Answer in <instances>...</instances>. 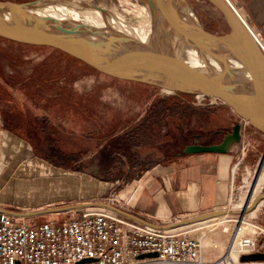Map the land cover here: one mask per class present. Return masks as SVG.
<instances>
[{
    "label": "rangeland",
    "instance_id": "374dc122",
    "mask_svg": "<svg viewBox=\"0 0 264 264\" xmlns=\"http://www.w3.org/2000/svg\"><path fill=\"white\" fill-rule=\"evenodd\" d=\"M79 1L105 8L109 12L105 16L115 10L128 20L138 17L133 0ZM185 1L205 31L217 36L230 31L207 1ZM13 43L0 39V123L5 128L1 136L10 141L7 151L12 155L0 176V205L15 214H34L24 218L30 225L78 218L84 204H105L110 196L126 201L124 208L129 210L145 173L174 162L176 154L192 143L193 134L204 133L203 142H219L220 137L210 139L209 134L231 131L239 123L218 101L115 80L59 51ZM242 138L259 142L256 160H264V135L245 126ZM244 146V158L239 152L232 165L238 168L225 207H243L251 187L260 190L264 182L263 161L262 169H249L244 186V163L250 153ZM65 208L69 209L61 210ZM166 222L165 229L174 224ZM245 222L264 228V204ZM235 232L226 223L195 236L206 259H216L229 249ZM248 233L250 227L243 235Z\"/></svg>",
    "mask_w": 264,
    "mask_h": 264
},
{
    "label": "water",
    "instance_id": "95a60500",
    "mask_svg": "<svg viewBox=\"0 0 264 264\" xmlns=\"http://www.w3.org/2000/svg\"><path fill=\"white\" fill-rule=\"evenodd\" d=\"M53 1H0V38L59 51L115 80L150 86L174 95H191L196 99L199 97L201 100L218 101L239 119V123L223 136L220 143L201 145L194 141L193 145L186 146L176 157L229 154L234 146L241 144L244 124L264 135V56L222 0H205L221 14L229 27L230 31L221 36L205 31L185 0H133L160 18L175 33L182 47L181 53L176 55L165 51H142L137 47L123 46L119 42H96L90 38L96 33L86 25L78 24L74 29L65 28L46 13L38 12L41 4L53 6L56 4ZM90 8L96 9L93 6ZM121 41L127 43L125 39ZM190 48L200 54L204 67H193L184 60L185 51ZM231 60L240 66L238 76L234 74ZM211 62L218 67L211 65ZM258 200H264V195ZM86 206L108 209L136 219L102 203ZM32 215L12 213V216L21 218ZM218 215L220 212L213 211L187 218L166 229L202 222ZM263 259L262 254H255L242 256L240 261Z\"/></svg>",
    "mask_w": 264,
    "mask_h": 264
},
{
    "label": "built area",
    "instance_id": "2783aa9c",
    "mask_svg": "<svg viewBox=\"0 0 264 264\" xmlns=\"http://www.w3.org/2000/svg\"><path fill=\"white\" fill-rule=\"evenodd\" d=\"M222 1L264 56V41L247 17L233 0ZM245 149L241 146L242 159ZM105 204L128 213L126 201L119 196H110ZM24 220L0 213V264H264V259L240 261L242 256H264V228L240 218L226 221L233 231L239 232L245 225L251 233L235 235L229 249L216 259H206L195 236L214 227L211 221L165 229L154 218L144 221L104 208H84L78 218L61 222L46 220L30 225ZM180 220L175 218L174 223Z\"/></svg>",
    "mask_w": 264,
    "mask_h": 264
},
{
    "label": "crops",
    "instance_id": "0c3cea01",
    "mask_svg": "<svg viewBox=\"0 0 264 264\" xmlns=\"http://www.w3.org/2000/svg\"><path fill=\"white\" fill-rule=\"evenodd\" d=\"M233 1L264 41V0ZM3 129L5 128L0 123V176L3 168L12 161V155L7 151L11 143L1 136ZM243 145L250 147L249 156L244 163L245 178L263 160H256V148L260 145L253 140L234 146L229 154L176 157L174 162L164 166L157 165L145 173L141 191L128 214L144 221L154 218L165 226L169 224L166 221L171 222L175 218L187 219L222 209L227 205L231 194V177L234 179L238 168V164L234 168L232 165ZM1 212L10 216L13 213L5 205H0Z\"/></svg>",
    "mask_w": 264,
    "mask_h": 264
},
{
    "label": "bare ground",
    "instance_id": "6f19581e",
    "mask_svg": "<svg viewBox=\"0 0 264 264\" xmlns=\"http://www.w3.org/2000/svg\"><path fill=\"white\" fill-rule=\"evenodd\" d=\"M122 1L128 3L130 0ZM53 2L56 4L48 7L41 4L38 12H40L41 14L46 13L65 28L74 29V26H77L78 24L86 25L91 30H93L94 33H96L95 36L90 37L96 42H107L108 44L119 42L122 43L121 45L123 46L137 47L142 51H165L171 52V54L174 55L180 54L182 51L179 39L176 37L175 33L171 32L168 29L167 25L160 18L155 17L148 9L141 6L135 1H130L138 11V17L135 20H128L125 14H117L115 10L111 15L105 16L107 13H109L105 10V8L99 9L91 5L97 10L91 9L90 4L84 3L79 0H54ZM119 5L121 6V3ZM91 13L96 14L92 15ZM99 13H101L102 15ZM85 32L86 31H84V33ZM253 34L257 39H259L254 31ZM122 39H125L127 43L125 44L123 41H121ZM184 60H186L188 64L193 67H204L200 54L195 49H187L185 51ZM230 64L234 69L235 76H238V74H240V66L233 60L230 61ZM211 65H214V67H218V65L213 62H211ZM165 93L171 94L169 92ZM243 126L244 129L246 124H244ZM261 165H263V160L260 163L258 169H262ZM250 175L251 174L249 172V174L243 179L244 186L249 183ZM253 178L255 179V185L257 181V172L255 173ZM262 184L263 185L262 187L260 186V190L253 189L254 187H251V193L248 195L246 204L243 207L234 209L228 206L219 209L217 210V212H220V215L190 225H202L211 221L215 223V226H224L227 223L226 220L229 218H240L241 220L252 217L254 214H256L258 208L264 204V200H258L261 195H264V182ZM86 207L88 208L89 206ZM183 220H180L179 222ZM214 229H211V231H213ZM225 231L223 229V232ZM245 231H248V227L243 225L239 232L236 229L235 235H243Z\"/></svg>",
    "mask_w": 264,
    "mask_h": 264
},
{
    "label": "flooded vegetation",
    "instance_id": "af4514ba",
    "mask_svg": "<svg viewBox=\"0 0 264 264\" xmlns=\"http://www.w3.org/2000/svg\"><path fill=\"white\" fill-rule=\"evenodd\" d=\"M220 132H222V133H220ZM228 132H230V131H221V130H219V131H214V132H211L210 134H209V137H210V139H212V138H214V137H220V141L219 142H203V140H204V138L206 137V135L204 134V133H196V134H193L192 135V143L190 144V145H193L194 144V141H197L199 144H201V145H212V144H218V143H220L221 142V140H222V138H223V136L226 134V133H228ZM186 146H189V145H186ZM185 146V147H186ZM184 147V148H185ZM184 148L182 149V151L184 150ZM182 151H181V153H182ZM177 155V154H176Z\"/></svg>",
    "mask_w": 264,
    "mask_h": 264
},
{
    "label": "trees",
    "instance_id": "16d2710c",
    "mask_svg": "<svg viewBox=\"0 0 264 264\" xmlns=\"http://www.w3.org/2000/svg\"><path fill=\"white\" fill-rule=\"evenodd\" d=\"M1 39V38H0ZM1 40H4V39H1ZM6 41V40H5ZM8 42V41H7ZM13 43V42H12ZM13 44H16V43H13ZM178 95H181V96H184V97H187V98H192L193 96L191 95H182V94H178Z\"/></svg>",
    "mask_w": 264,
    "mask_h": 264
}]
</instances>
